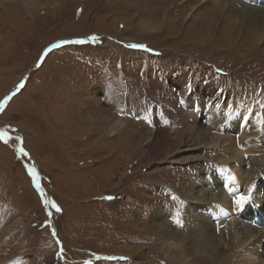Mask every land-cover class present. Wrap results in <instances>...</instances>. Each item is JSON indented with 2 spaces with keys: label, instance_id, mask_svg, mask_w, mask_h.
<instances>
[{
  "label": "rangeland",
  "instance_id": "obj_1",
  "mask_svg": "<svg viewBox=\"0 0 264 264\" xmlns=\"http://www.w3.org/2000/svg\"><path fill=\"white\" fill-rule=\"evenodd\" d=\"M150 1L0 0V264H172L162 248L193 239L187 207L204 227L222 219L191 198L194 180L214 181V147L192 161L184 137L209 144L223 90V133L259 115L264 127L263 83L245 82L237 71L257 66L217 37L177 32L186 0L168 24ZM235 102L245 113L232 117Z\"/></svg>",
  "mask_w": 264,
  "mask_h": 264
},
{
  "label": "bare ground",
  "instance_id": "obj_2",
  "mask_svg": "<svg viewBox=\"0 0 264 264\" xmlns=\"http://www.w3.org/2000/svg\"><path fill=\"white\" fill-rule=\"evenodd\" d=\"M181 1L183 0H151L150 6L157 8L155 10L162 8V14L165 16L164 23L168 24L173 22L168 17L171 18V12L176 11V6ZM259 2H264V0H186L188 6V10H186L187 12L192 10V12L185 23H182V20L186 18L187 12L184 11V15H182L183 13L179 14L182 18V20H179L181 21V26H177L176 30L177 32L181 31L182 36L190 38L191 44H194L199 37L204 36L203 42L205 44L207 41H212L214 37H217V39H214L216 43H224L228 46V50L223 49L224 52L227 51L229 54H233L235 59L237 58L236 60H240L243 64H254L253 66H257V70L254 72H243L244 66L242 65L240 70L237 71L239 75L247 76L242 79H245V82L249 84L254 82V86L257 83H263L262 86L264 88V49L258 52V45L260 43L264 45V4L260 5L258 4ZM173 17L175 19L174 22L178 21L175 16ZM215 17L217 19L214 20ZM218 20L225 22L224 31L220 28L217 32H214V35H209L212 24ZM222 22L220 23L221 25ZM236 27H239L237 31ZM156 28L153 27V31ZM218 44H216V47ZM188 48L193 49V46L190 45ZM235 48L239 50L236 51ZM226 93L223 90L222 96L220 95L214 101V120L212 119L214 125L210 127V131L214 129V137L210 135L209 144L203 142L204 136L194 135L191 137V134H187L184 137L187 145L183 149L185 152L193 153L190 158L194 161L200 158L201 149L214 147V151L211 153V162L214 163V170H216L214 181H204L202 178L194 180L193 185L196 186L198 193L197 195L193 194L191 198L201 205L211 204L214 201V206H219L222 219L218 221L214 217V226L210 224L204 227V225L202 226V224L198 223H206L204 213L200 214V211L198 212L194 209L188 211L192 206L187 207L183 214V219H190L195 222L196 225L195 228L193 227L192 233L193 239L178 246L174 243L175 245L172 244L171 248H162L165 257L172 264H264L263 120L260 115L251 119L252 130L249 132L244 129L246 121L244 119L245 121L240 125L241 130L238 127L237 130H233L236 132H232V134L223 133L225 125L228 123H225V116L221 115V113L232 106L230 98L227 101L222 100ZM228 93L230 97L236 95L230 89ZM239 105L237 102L233 104L235 113L232 114V117L241 116L245 113ZM104 112L106 115L107 110L104 109ZM113 131H115V128L110 125L109 132ZM220 132L222 134L215 135V133ZM207 134L209 132L205 135ZM249 135L254 136L250 137ZM209 145L211 146L209 147ZM180 160L178 161L179 163ZM182 162L185 163V159ZM223 168L227 170L226 175L223 172ZM190 184H192L191 181L189 182ZM185 190L187 191L188 187L184 188L183 191L185 192ZM186 196L190 197L191 195L187 193ZM247 212H253L255 217H258L254 226L246 223ZM240 218L245 219L242 220ZM222 222L227 225L220 227ZM211 226L213 227L212 229H210ZM165 231L157 233L159 238L162 237L161 245H166L168 236H170L169 231ZM257 245L258 247L261 246L259 248L260 252L256 251L255 246L257 247ZM172 250L176 251L177 258H175L173 252L170 253ZM252 254H255L260 259L259 262L249 259L248 256H252Z\"/></svg>",
  "mask_w": 264,
  "mask_h": 264
}]
</instances>
